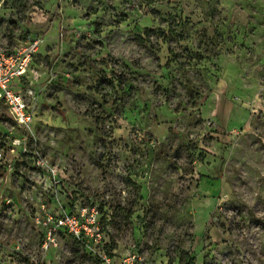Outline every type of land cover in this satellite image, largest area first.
Returning <instances> with one entry per match:
<instances>
[{
	"label": "rangeland",
	"instance_id": "1",
	"mask_svg": "<svg viewBox=\"0 0 264 264\" xmlns=\"http://www.w3.org/2000/svg\"><path fill=\"white\" fill-rule=\"evenodd\" d=\"M25 36L34 119L26 136L0 102V264H103L67 236L41 250L53 191L105 210L111 264H264V0H0V50Z\"/></svg>",
	"mask_w": 264,
	"mask_h": 264
},
{
	"label": "built area",
	"instance_id": "2",
	"mask_svg": "<svg viewBox=\"0 0 264 264\" xmlns=\"http://www.w3.org/2000/svg\"><path fill=\"white\" fill-rule=\"evenodd\" d=\"M41 44L40 39L25 36L23 41L14 45L12 49L0 50V102L5 106L9 117L24 130L26 136H30L32 132L34 115L22 88L24 77ZM22 145L21 154L30 159L35 168L46 170L50 185L59 188L63 179L60 171L47 165L34 141L29 147L26 141H23ZM50 197L49 209L42 204L34 217V222L41 232V250L51 251L61 237L67 236L98 263L111 264V254L106 248L103 228L108 216L100 211L99 206L93 203L77 205L68 198H60L57 191H53ZM138 260V257L132 254L125 257L121 264H135Z\"/></svg>",
	"mask_w": 264,
	"mask_h": 264
},
{
	"label": "trees",
	"instance_id": "3",
	"mask_svg": "<svg viewBox=\"0 0 264 264\" xmlns=\"http://www.w3.org/2000/svg\"><path fill=\"white\" fill-rule=\"evenodd\" d=\"M148 32H149V31H148ZM137 42H138L139 44H143V43H144L143 39L140 38V37L137 38ZM99 209H100V211H101L102 213H104L105 215H107V214L105 213V210H103V209L101 208V206H99Z\"/></svg>",
	"mask_w": 264,
	"mask_h": 264
}]
</instances>
